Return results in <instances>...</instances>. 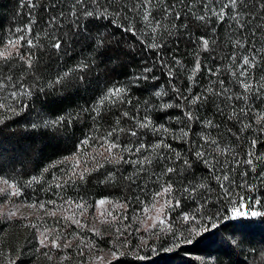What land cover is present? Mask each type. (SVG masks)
Listing matches in <instances>:
<instances>
[{
	"label": "snow or ice",
	"instance_id": "snow-or-ice-1",
	"mask_svg": "<svg viewBox=\"0 0 264 264\" xmlns=\"http://www.w3.org/2000/svg\"><path fill=\"white\" fill-rule=\"evenodd\" d=\"M217 2L220 3L219 9L214 5L209 6L212 0L204 3L203 14L192 13L195 19L207 23L211 17H216L218 22H224L227 16L229 20L235 22V28L241 32L246 30L252 20L264 19V16L257 17L251 9L244 11L247 8V0H217ZM178 4L186 7L188 12L192 11V5H185V0H178ZM178 4L176 2L168 3L167 0H105L104 3L101 0H73L68 12L61 10L58 14L49 17L45 30V35L51 41L47 48L55 50L54 54L60 57L67 54L65 44L69 33L82 35L91 33L93 30L98 31L101 27L111 26L118 32L133 37L134 42L138 41L143 46L142 51L152 54L151 58H145L142 61L144 67L140 69L139 74L132 78L134 83L158 81L160 80V76L157 75L158 71L166 75L171 82V91L177 94L176 100L179 103H164L163 97L168 93L162 87H157L153 94L162 100L160 106L162 109L177 107L181 110L182 117L175 119L182 127L175 130L170 129L164 125L155 124L148 115L138 118L130 116L125 111L121 115L133 120L135 127L129 129L120 127V118H117L113 127L97 135L100 133L99 122L103 118L102 114L106 110V106L132 103L130 99H127L130 86L116 84L108 87L89 108L82 109L83 112L90 115L97 127L78 142L76 153L50 165L52 168L67 165L66 179L54 177L63 181L62 183L58 182L55 185L56 188L66 187L69 184L75 185L77 180L86 181L87 175H90L92 171L109 163L130 166V174L124 176L130 185L139 186L138 182L141 177L158 185V188L152 193L150 202L140 200L139 196L135 199L143 205L140 211L144 214V218L140 223L146 233L155 235L157 238H159V233L172 234L174 243L172 247L166 248V251H172L173 247H180L183 244H192L196 238L205 233H212L221 225L226 227L228 221L252 217L264 218V200L255 196L247 197L236 192L233 187L242 188L248 192L254 191V185L248 184L247 180L243 179L248 177L249 172L255 174V178L264 183V169L257 174V163H264V153L256 152L258 145L264 141V111L261 110V106H264V48L258 49L254 43L246 48L245 42L235 39L233 47L237 50H246L242 51L239 56L236 52H232L226 57L228 64L222 70L220 66L202 65L200 51H210L211 45L215 41L200 36L196 42L201 47L196 53L195 62L188 73V83L184 89H181L174 81L175 70L177 67H183L182 61L172 55L173 63L170 64L165 51L168 47V40L174 36L178 37L180 29L187 27L182 22L181 11L177 10ZM28 6L35 8L37 5L34 0H28ZM157 6H159V18L154 15ZM56 7L57 5L53 2L51 8ZM259 7L264 9V0ZM130 16L131 19H129ZM104 20L108 23L103 25L96 23V21ZM65 21L70 27L62 35H57L61 29L66 27ZM136 21L141 23V28H137ZM176 21H181V23L177 24ZM35 23L36 21L30 18L27 24L13 30L11 38L0 42V125H6L8 121L16 117L30 114L34 108L33 97L39 99L38 93L46 94L45 85L40 83V77L37 75L38 62L41 57L32 51H22L25 45L29 49H45L44 45L34 43V39H38V35L33 37ZM255 34L253 31V36ZM85 38L88 37L85 36ZM176 42L178 43V39ZM108 45L109 40L103 33L93 40L94 48L98 51L103 50L100 51V55H104L106 51L110 50ZM88 67V64L80 63L62 74L57 73L55 79L51 80L47 86L54 87L69 83L73 72H85ZM165 69L167 72L164 71ZM202 71L208 77L215 78L210 80L206 87L201 86L197 80V74ZM223 71H226L230 77L228 81L222 78ZM29 75L33 79L26 81V77ZM78 79L84 80V76H80ZM196 88H199V91H194ZM257 101L260 102V105H257ZM207 104L214 107V117L218 115L226 122H234L233 127L240 126L237 131H233L232 127L228 128V133L235 136L237 141L241 139L242 133L249 130L258 133L250 140L245 138L248 148L243 156L230 146L222 147L221 141L210 131L199 133V142L192 139L193 125L197 122L205 129L220 127V124L215 123L214 119H201L199 112ZM151 107L149 105L147 110L150 111ZM78 118L79 114L66 113L57 115L55 118L45 117L31 123L30 126L34 130H55L71 125ZM142 129H150L153 133H159L160 139L150 145L143 143V138L139 135V131ZM120 133H125L141 142H129L122 145L119 142ZM164 134H171V139L184 143L187 146L186 151L174 148L171 143L167 142L169 137ZM89 154L91 162L80 159L81 155ZM220 157H224V159H220ZM196 164L203 165L209 176L198 179L194 167ZM242 166L245 167V170L240 173L242 180L241 183L236 184L234 179H230V173ZM47 171L46 168L45 172ZM108 175L113 177L115 173L110 172ZM209 178L215 180L222 191V195L218 198L220 207L212 214L204 211L209 203L206 193L210 191V185L205 182ZM36 179L33 178V180ZM0 195L10 199L22 196L23 192L17 183L0 175ZM62 200L63 203L60 207L71 211L70 222L78 228L86 227L82 218L89 207L101 209L102 206L109 203L107 199H99L93 205H88L83 198L74 200L62 197ZM182 201H190L192 207L190 211L181 212L180 219L186 227L177 233L173 231L167 221L170 213L182 206ZM47 204L52 208L49 209L43 203L39 204V208L55 216L56 201H48ZM129 204V201L117 204V207L122 210L119 215L114 214L115 209H104L100 211L99 215L100 217L111 216L114 222H119L128 218L123 212L128 209ZM28 206L36 208L37 204ZM153 211L155 215L152 214ZM15 215V211L8 213L9 218ZM65 219L68 218L65 217ZM100 222L103 223V219ZM31 226L37 227L36 225ZM157 229L158 232L154 231ZM88 230L93 235L98 234V230L95 228ZM117 233V239H120L123 233L119 229H117ZM71 243V239L59 234L50 238L45 232L40 233L39 244L42 248H67ZM231 243L238 244V241L232 240ZM77 247L79 254L85 256L92 254L96 246L94 241L84 243L81 240ZM128 249L129 243L126 240L122 241L118 246L114 245L109 249L110 259L105 260L103 256L92 255L91 261L87 264H97V261H103L104 264H121V258L126 256H132L136 261H146L148 257L142 254L143 251L154 252L157 250L155 245H150L146 238H141L140 244L135 248L130 251ZM7 264H17V260L9 256Z\"/></svg>",
	"mask_w": 264,
	"mask_h": 264
},
{
	"label": "trees",
	"instance_id": "trees-1",
	"mask_svg": "<svg viewBox=\"0 0 264 264\" xmlns=\"http://www.w3.org/2000/svg\"><path fill=\"white\" fill-rule=\"evenodd\" d=\"M204 1L185 0V5H192V11L188 12L186 7L178 4V0H167L168 3L176 2L178 4L177 10L182 13V22L187 25L186 28L180 29L178 37L174 36L168 40V47L165 50L170 64L173 63L172 55L182 61L183 67L176 68L174 81L181 89H184L188 83V73L193 67L196 53L201 47L196 42L200 36L215 41L211 45L210 51H200L202 65L220 66L222 70L228 64L226 57L232 52H236L238 56L241 53V50L233 47L235 39H240L242 42L246 41L247 46L254 43L258 49L264 48V19L252 20L243 32L235 28V22L232 25H224L218 22L216 17H211L207 23L198 21L192 13L203 14ZM34 2L37 6L30 8L28 0H0V42L11 38L13 30L27 24L30 18L36 21L33 25V37L38 35V39H34V43L44 45L45 49H29L25 45L22 51H32L41 57L38 62L37 75L40 77V83L45 85L46 91V94L38 93L39 99L33 97L34 108L30 114L16 117L8 121L6 125H0V175L17 183L23 192L20 198L28 202L37 205L43 203L51 209L52 206L48 205L47 202L56 201L55 211L66 212L60 207L63 203L62 197L74 200L83 198L88 205H93L99 199H107L116 206L117 211L114 213L116 215L122 211L117 207V204L129 201V207L123 214L128 217L124 219L125 224L129 221L132 222L124 231V235H127L126 241L129 243L128 250L130 251L140 244V237H145L143 233H138L136 236L132 232V230L138 229L140 218L144 215L140 211L143 205L135 197L139 196L140 200L150 202L152 193L158 188V185H154L151 180H147L145 177L140 178L139 186L130 185L124 179V176L131 172L130 166L109 163L92 171L90 175H87L86 181L77 180L75 185L69 184L66 187L56 188L55 185L58 182H63L56 178H67L65 175L67 165L56 168H52L50 165L75 154L78 142L97 127L90 115L83 112L82 109L89 108L94 104L108 87L116 84L129 85L128 97L133 104L131 106L127 104L106 106V110L102 114L103 118L99 122L100 133L97 135L113 127L117 118H120V127L125 129L135 127V122L123 117L121 113L127 111L130 116L137 117V112L141 114L142 109L148 111L150 99L153 98L151 93L157 87H162L168 93L167 96L163 97L164 103H179L176 100L177 94L171 91V82L167 76L159 71L157 72V75L160 76L158 81L130 83V79L139 74L140 69L144 67L142 61L145 58H151L152 54L142 51L143 46L138 41L134 42L133 37L120 33L111 26L101 27L98 31L93 30L91 33L82 35L69 33L65 44L67 54L57 57L54 54L55 50L47 48L51 41L45 35L46 21L51 15L58 14L61 10L68 12L73 0H34ZM53 2L57 5L56 8H51ZM101 2L104 3L105 0H101ZM261 2L262 0H247V8L244 11L251 9L257 17L264 16V9L259 7ZM154 15L157 18L160 17L159 6L156 7ZM96 23L103 25L107 24L108 21H96ZM176 23L180 24L181 21H176ZM65 24L66 27L61 29L57 35H62L68 30L70 25L67 21ZM136 26L138 29L142 27L139 21H136ZM253 31L256 33L255 36H253ZM100 33H103L109 40L108 47L110 50L106 51L104 55H100V51L103 50L98 51L93 46V40ZM85 36L88 38L86 39ZM177 39L178 43L176 42ZM80 63L89 65L85 72H73L69 78L70 82L64 85L47 86L51 80L55 79L57 73L62 74ZM164 71L167 72V69ZM80 76H84V80H79L78 77ZM222 78L226 81L230 79L226 71L222 72ZM32 79L31 75L26 77V81ZM212 79L215 78L208 77L204 71L197 74V80L201 86H208ZM194 91H199V88L194 89ZM159 100L161 105L162 100ZM256 103L260 105L259 101ZM261 110L264 111V106H261ZM150 112L155 124L164 125L174 130L182 127L175 119L182 117V112L177 107L166 109L163 113L153 108ZM214 112V107L207 104L201 109L199 115L203 120L214 119V122L220 124V127L205 129L197 122L193 125L192 139L199 142V133L210 131L213 136L221 141L222 147L230 146L243 156L248 148L245 138L250 140L258 133L249 130L242 133L241 139L237 141L235 136L228 133V128L232 127L233 131H237L240 126L233 127L234 122H226L218 115L214 117ZM66 113L79 114V118L71 125L55 130H34L30 126L31 123L45 117L55 118L57 115ZM165 118H168V121ZM139 135L143 138L142 142L149 145L160 139V134L153 133L150 129L140 130ZM164 135L169 137L167 142L171 143L174 148L186 151L187 146L184 143L171 139V134ZM119 137V142L122 145L129 142H141L125 133H120ZM256 152L258 154L264 153V141L258 145ZM80 159L91 162V155H81ZM220 159H224V157H220ZM194 167L198 179L209 176L203 165L196 164ZM46 168L48 169L47 172H45ZM262 169H264V163H257V174ZM244 170L245 167L242 166L235 172H231L230 179H234L236 184L241 183L240 173ZM110 172L115 173V176L110 177L108 175ZM33 178L37 179L33 180ZM243 179H246L248 184L254 185L255 190L248 192L233 186L234 190L247 197L255 196L264 200V183L256 179L255 174L251 172H249L248 177ZM205 182L210 185V191L206 193L209 203L204 211L212 214L220 207L218 198L222 195V191L215 180L209 178ZM191 207L190 201H182V206L170 213L167 223L171 225L173 231L179 233L184 230L186 225L181 222L180 214L183 211H190ZM88 211L91 212L92 207H89ZM67 218L59 216L57 220L54 219L59 227L57 232H60L62 237L68 238L81 235L80 229L70 222L69 217ZM226 225V227L221 225L214 232L205 233L196 238L192 244L173 247L172 251L165 250L172 247L174 243L171 233H159V238L150 234L147 238L148 243L155 245L157 250L154 252L143 251L142 254L148 257L146 261H136L134 257L126 256L121 258V264H264V218H241L228 221ZM154 231L158 232V229ZM85 234L91 236L88 231ZM109 238L110 236L104 238L95 236L94 242L97 246H108L110 244ZM232 240L238 241V244H232ZM80 241L81 238H75L72 243L73 246H76Z\"/></svg>",
	"mask_w": 264,
	"mask_h": 264
},
{
	"label": "rangeland",
	"instance_id": "rangeland-1",
	"mask_svg": "<svg viewBox=\"0 0 264 264\" xmlns=\"http://www.w3.org/2000/svg\"><path fill=\"white\" fill-rule=\"evenodd\" d=\"M207 2L208 0L204 1V3ZM213 5L217 9L220 7V3L217 2V0H212L209 6L211 7ZM233 22L234 21L229 20L226 16L224 22L221 23L224 25H232ZM243 42L246 44V41ZM247 47L249 46L246 45V48ZM245 50H241V52ZM130 83H134L133 79H130ZM153 93H151L153 98L150 99L149 103V105L152 106L151 110L154 108L163 113L166 109L160 107V100L155 97ZM128 99H130V97H128ZM132 104L133 103L127 105L131 106ZM112 106L114 105H108L107 107ZM150 111L142 109L141 114L137 112V117L142 118L144 115H148L153 120V115ZM165 119L168 121V118ZM31 204L34 203L28 202L20 197H11L9 199L0 195V264H7V257L9 256L17 260V264H87V262L91 261L92 255L96 257L103 256L105 260H108L110 259L109 249L114 245L118 246L122 241L127 239V235H124V231L127 226L132 224L131 221L125 224L124 219L119 222H114L111 216L100 217V211L104 209H115V211H117L116 206L110 202L102 206L101 209L92 208L91 212L87 211L82 218L86 227L79 228L82 232L81 235L69 239H71L73 243L75 238H81L84 243H88L89 241H94L95 236L100 238L110 236V244L108 246H97L95 244L96 247L92 254L81 256L77 247L81 241L76 246H73L71 243L67 248H42L39 244L41 232H45L50 238L57 234L60 235V232H57L59 230V227L56 225L57 221L54 219L57 220L59 216H62V218L69 217L71 220V211H55V216H52L50 212L46 213L44 210H41L39 205H37L36 208L29 207L28 205ZM18 205L19 208L17 209ZM10 211H15L16 215L9 218L8 213ZM152 214L155 215V212L153 211ZM143 218L144 215L140 218V221ZM101 219H103V223L100 222ZM31 225H36L37 227H32ZM76 228L78 227L76 226ZM89 228L97 229L98 234L93 235L92 232L88 230ZM117 229L123 233L120 239H117ZM138 229L139 231L132 230L134 235L138 236V233H143L145 236L143 238H149L150 233H146L143 230L141 223ZM86 231L91 234L90 237L85 234ZM61 243H63V240H61ZM85 251L87 252V249H85ZM65 257H67V259H65ZM97 264H104V262L97 261Z\"/></svg>",
	"mask_w": 264,
	"mask_h": 264
}]
</instances>
